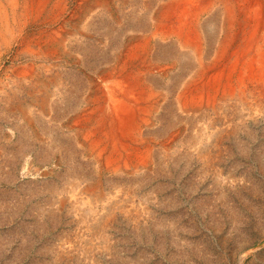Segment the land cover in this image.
<instances>
[{
    "label": "rangeland",
    "instance_id": "374dc122",
    "mask_svg": "<svg viewBox=\"0 0 264 264\" xmlns=\"http://www.w3.org/2000/svg\"><path fill=\"white\" fill-rule=\"evenodd\" d=\"M158 1L97 9L88 41L73 46L82 66L61 63L45 109L28 88L0 92V264H264V110L232 102L216 115L177 121L175 148L135 177L99 176L66 129L83 103L84 72L109 64L144 27L134 16ZM174 113L168 105L159 135ZM92 183L100 199L84 191Z\"/></svg>",
    "mask_w": 264,
    "mask_h": 264
},
{
    "label": "bare ground",
    "instance_id": "6f19581e",
    "mask_svg": "<svg viewBox=\"0 0 264 264\" xmlns=\"http://www.w3.org/2000/svg\"><path fill=\"white\" fill-rule=\"evenodd\" d=\"M114 1L0 0V92L28 88L45 109L55 71L65 60L82 66L73 46L89 39L94 12ZM134 18L144 27L127 35L108 65L84 72L83 103L67 122L99 176L135 177L151 170L158 154L180 138L177 121L216 115L232 102L256 114L264 110V0H159ZM180 70L185 74L178 77ZM168 105L175 115L161 136ZM16 109L29 121L26 108ZM204 137L206 131L198 140ZM84 191L100 199L97 183Z\"/></svg>",
    "mask_w": 264,
    "mask_h": 264
}]
</instances>
